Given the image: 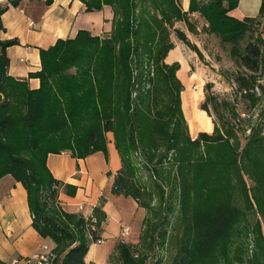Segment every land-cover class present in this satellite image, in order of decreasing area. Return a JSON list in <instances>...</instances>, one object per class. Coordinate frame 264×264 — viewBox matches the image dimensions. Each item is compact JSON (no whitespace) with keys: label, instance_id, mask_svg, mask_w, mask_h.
Listing matches in <instances>:
<instances>
[{"label":"trees","instance_id":"1","mask_svg":"<svg viewBox=\"0 0 264 264\" xmlns=\"http://www.w3.org/2000/svg\"><path fill=\"white\" fill-rule=\"evenodd\" d=\"M21 1L7 0V5L0 6V16L8 6L17 7ZM80 1L85 12L100 11L108 6L112 13L111 30L101 37L82 29L73 38L58 39L53 46L41 49V69L30 74L40 81L37 89H28L25 81L7 75L5 50L18 41L1 43L0 80L23 88L25 109L21 115H15L10 101L0 103V133L10 138L20 123L25 124L36 137L31 150L42 152L44 156L34 159L40 170L37 174L34 163L30 165L25 159L11 156L8 146L0 141V179L9 175L26 189L32 225L40 236L53 241V253L70 242L54 264H87L85 256L90 245L99 240L101 222L105 219L102 211L105 199L101 197L93 211L95 225L90 219L62 211L59 206L60 213L52 217L49 212L54 211L55 202L58 204L59 182L47 168L46 159L48 154L65 150L76 158L96 151L106 155L105 134L118 127L115 147L121 168L114 175L111 193L131 197L139 207L149 209L154 195L141 182L139 170H148L153 178L159 176L166 180L159 169L163 164H170L176 177L174 182L168 181L167 208L173 209V202H176L182 217L191 226L190 237L176 264H192L193 257H205L213 251L236 219L237 210L228 196L223 195L210 204L205 203L203 197L207 164L219 156L233 158L236 139L227 129L221 134L217 127L212 136L201 132L193 138L189 133L181 104L183 86L175 77L179 65L164 62L173 46L170 43L159 45L167 26L173 27L175 22L187 23L188 13L182 10L179 0ZM238 1L212 0L199 4L198 0H190L189 12L200 13L211 28L215 23L222 40L233 44L231 55L244 69L235 76L237 91L243 97H251L255 88L253 76L261 70L264 42L251 33L249 24L264 17V3L256 17L238 20L229 15ZM44 2L50 5L53 0ZM176 35L184 40L181 31L177 30ZM241 41L245 42L242 48L238 46ZM81 47L91 48L92 55L88 62L76 65ZM74 66V74L66 72ZM107 70L113 81L123 86L124 96L120 101L119 98L108 100L103 95ZM135 90L138 94L132 98ZM72 121L74 128L79 122L87 125L84 135L73 133V138H60L61 131H66ZM251 152L264 154V136L255 135L249 139L243 154L250 158ZM236 159L231 160L232 165ZM261 163L264 164V158ZM155 186L164 204V189L161 184ZM193 203L197 207L192 209ZM61 215L64 222H61ZM85 231L89 239L84 236ZM76 232L82 234L77 239ZM118 249L123 251L124 245L120 243Z\"/></svg>","mask_w":264,"mask_h":264},{"label":"rangeland","instance_id":"2","mask_svg":"<svg viewBox=\"0 0 264 264\" xmlns=\"http://www.w3.org/2000/svg\"><path fill=\"white\" fill-rule=\"evenodd\" d=\"M209 1L212 0H198V3ZM179 2L182 10L188 13V22H175L173 27L167 26V30L161 35L162 39L159 41V45L170 43L173 46L167 52L164 62L168 65L178 63L179 67L175 72V77L181 82L183 90H188V88L191 91L200 90L204 95L197 109L207 114L208 118L203 117L208 122H212V130L209 133H202L212 136L214 127H217L221 134L227 129L236 139V154L233 158L227 155L226 157L219 156L217 160L207 164L206 183L203 190L204 202L207 204L214 203L223 195L228 196L237 210L236 219L227 236L218 242L213 251L205 257H193L192 264H264V164L261 163L264 154L251 152L252 157L250 158L243 154L244 147L250 138L255 135L264 136V45L261 46V70L253 76L255 83L253 95L243 97L237 91L235 76L237 72L244 71V69L236 63L231 55L230 50L233 44L222 40L221 35L217 33L218 26L215 23L211 28L206 18L200 13L189 12L190 0H179ZM32 8L31 6V13ZM108 11L104 9L103 12L84 14L85 25L82 28L87 29L92 35L107 36L109 33L107 30L110 28V20L107 19ZM249 27H251V33L255 37H260L264 42V17L256 19L255 22L249 24ZM2 29L0 16V67L3 62L1 43L7 41L1 39ZM177 30L182 32L183 41L178 39ZM244 44L245 42L241 41L238 46L242 48ZM80 51L82 52L76 60V65L88 62V58L92 55L91 48L81 47ZM168 57L169 59H167ZM75 68V66L70 67L66 72L74 74ZM105 79L106 85L102 89L104 97L108 100L118 98L119 101L122 100L123 86L117 85L113 81L109 70H107ZM26 88L30 89L28 85ZM23 91L22 87L13 82L0 80V103L10 101L13 105V113L21 115L25 109ZM136 94L138 91L135 90L132 93V98H135ZM71 103L69 102L70 105ZM73 120L76 121V118ZM196 122L204 125L200 116ZM72 123L73 121L66 131H61L60 138H73L75 134L84 135L87 125L84 122H79L74 128ZM190 123L194 127L193 121ZM118 131L117 127L116 131L107 132L105 143L109 133L115 144ZM0 141L8 146L11 156L25 159L30 165L34 163L37 174L40 173L39 166L34 159L44 155L42 152L31 150L33 143L36 142V137L25 124L20 123L10 138H6L0 133ZM135 156L138 155L135 154ZM235 157L237 158L236 163L232 165L231 160ZM159 171L166 180H162L159 176L153 178L152 173H149L148 170H139L138 177L152 190L154 199L151 201L149 209L141 207L144 209L142 218L141 216L137 217L133 225L130 219L131 209L126 203L124 204L126 217L121 219L120 226L131 227L132 225V228H122L119 233L120 227H117L112 221L110 222L109 225L114 224L115 226L106 228L107 242L105 245H99L103 249L110 247L103 264L177 263L184 244L190 237L188 233L191 231V226L182 217V212L176 202H173V209L168 210L167 208L170 192L168 181H175V169L166 163L161 166ZM156 183L161 184L164 189V204L159 197L160 193L157 191V187H154ZM128 203L130 206L131 202ZM58 206L55 202L54 211L49 212L52 217H56V213H60ZM195 207H197L196 203L191 204L192 209ZM61 216V222H64L63 216ZM74 235L77 239L82 234L76 232ZM84 236L89 239L88 231H85ZM120 243L124 245L123 251L118 249ZM52 244L51 247L54 249L55 244ZM67 245L55 250L57 258L63 254Z\"/></svg>","mask_w":264,"mask_h":264},{"label":"crops","instance_id":"3","mask_svg":"<svg viewBox=\"0 0 264 264\" xmlns=\"http://www.w3.org/2000/svg\"><path fill=\"white\" fill-rule=\"evenodd\" d=\"M262 3L264 0H239L229 15L238 20L256 17ZM5 5L7 0H0V6ZM104 9L109 10L108 32L111 30L112 13L108 6H104L100 11L103 12ZM100 11L85 12L80 0H53L50 5H46L44 0H22L17 7L8 6L1 15L3 27L1 39H14L18 44L5 50L8 58L7 75L18 81H25L30 89L38 88L39 79L31 77L30 74L41 69L40 50L53 46L58 39L73 38L85 25L84 14ZM203 98L200 90L191 91L190 88L183 90L181 94L182 110L193 138L201 132L209 133L212 130V122L204 119L208 118L207 114L197 109ZM197 114L204 121L203 126L196 122L199 118ZM190 121H193L194 127ZM106 151V155L102 151H96L83 158L73 157L70 151H63L48 154L46 159L47 168L59 182L57 202L62 211L91 219L94 218L93 211L98 206L100 198L105 199L102 206L105 219L101 222L98 240L102 243L97 241L90 245L85 256L87 264L104 263L110 247L103 249L99 245H105L107 242L106 228L115 224L120 227V233L122 228H132L136 218L139 216L142 218L144 213V209L139 207L133 198L111 193L114 175L121 168V159L114 139L109 133ZM128 202H131L130 206ZM125 203L131 209V227L120 226L121 219L126 217ZM32 221L26 189L9 175L1 178L0 264H11L14 259L40 252L44 245L50 247L53 245L50 238L40 236L34 229ZM111 221L114 224L109 225Z\"/></svg>","mask_w":264,"mask_h":264},{"label":"built area","instance_id":"4","mask_svg":"<svg viewBox=\"0 0 264 264\" xmlns=\"http://www.w3.org/2000/svg\"><path fill=\"white\" fill-rule=\"evenodd\" d=\"M90 221L91 223H94L95 219L91 218ZM92 229L94 228L92 227ZM98 243H102V241H98ZM46 256H53V263L48 264H54L57 255L53 253V248L47 245H44L40 252L32 256L14 259L11 264H40V262H46Z\"/></svg>","mask_w":264,"mask_h":264},{"label":"bare ground","instance_id":"5","mask_svg":"<svg viewBox=\"0 0 264 264\" xmlns=\"http://www.w3.org/2000/svg\"><path fill=\"white\" fill-rule=\"evenodd\" d=\"M53 263V256H46V262H40V264Z\"/></svg>","mask_w":264,"mask_h":264}]
</instances>
